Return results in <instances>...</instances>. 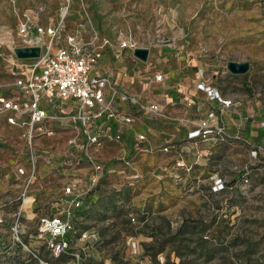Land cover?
I'll return each instance as SVG.
<instances>
[{"label": "rangeland", "instance_id": "rangeland-1", "mask_svg": "<svg viewBox=\"0 0 264 264\" xmlns=\"http://www.w3.org/2000/svg\"><path fill=\"white\" fill-rule=\"evenodd\" d=\"M62 3L61 36L77 29L116 46L105 53L114 82L115 59L136 63L132 47L119 45L128 40L147 49L141 66L194 58L190 67L199 64L222 94L264 98V0H0L7 43L0 51L10 52L21 11L40 4L38 21L47 23L59 17ZM228 59L246 60L248 67L230 72ZM166 137L149 136L150 149L137 141L121 149L108 138L87 148L103 169L76 224L96 229L100 257L111 264H264V155L252 156L248 143L233 138L198 145V156L185 138L162 151ZM84 144L66 124L27 147L0 117V264H39L38 257L59 264L37 235V216L53 207L68 177L83 184L89 170ZM176 160L189 168L175 169ZM131 238L136 255L129 251Z\"/></svg>", "mask_w": 264, "mask_h": 264}, {"label": "built area", "instance_id": "built-area-1", "mask_svg": "<svg viewBox=\"0 0 264 264\" xmlns=\"http://www.w3.org/2000/svg\"><path fill=\"white\" fill-rule=\"evenodd\" d=\"M58 9L59 17L47 23L38 21V15L43 11L40 4L34 5L32 10L20 12L14 38H11L10 52L0 53L6 73V78L0 79V117L18 129V136L27 147L32 145L37 136L51 132L55 126L66 124L71 125L85 140L82 149L89 170L83 175V184H80V177L74 176L60 184L53 207L37 216V235L49 256L59 261V264H111L106 263L108 258L103 260L100 257L96 229L76 224L77 209L83 208L82 202L87 191L97 183L103 169L102 163L91 156L87 148L99 146L103 138L121 139L119 128L113 131L100 128V119H110L115 124L132 120V115L116 109L115 96L135 104L143 111L156 112L159 105L155 101H144L137 94L118 91L106 71L96 72L94 68L97 60L112 43L107 37L96 33L85 38L77 29L61 36L67 4H60ZM4 40L0 32V46L3 48L7 44ZM16 45H38L39 51L36 56L17 57L13 52ZM119 45L131 46L132 54L133 49L138 47L128 40H122ZM196 72V86L205 92L210 108L205 117L200 118L185 133L195 156L200 154L196 149L198 142L205 141L208 147L213 141L223 138L248 143L252 156L264 155V142L250 143L239 133H227L220 123L208 121L209 117L216 115V111L222 112L223 107L228 105H238L239 100L222 96L206 79L202 68L197 67ZM161 77V71H157L152 73L151 78L160 81ZM75 136L70 140L73 143ZM146 139L143 132L134 135L138 143H144ZM169 146V143H163L160 150L167 151ZM146 147L151 148L149 145ZM175 165V169L189 168L183 160H176ZM214 182L221 184L219 178ZM12 228L16 232V224ZM129 251L131 255L137 254L133 238ZM38 261L39 264H47L46 259L38 257Z\"/></svg>", "mask_w": 264, "mask_h": 264}, {"label": "crops", "instance_id": "crops-1", "mask_svg": "<svg viewBox=\"0 0 264 264\" xmlns=\"http://www.w3.org/2000/svg\"><path fill=\"white\" fill-rule=\"evenodd\" d=\"M114 47L116 46L110 45L102 52L95 64L96 72L104 71L102 68L105 71L111 69L105 53ZM1 49H3L2 46ZM0 53H4V51L2 50ZM131 55L136 62L133 66L127 64L128 60L125 57L113 61L115 87L118 91L137 94L144 101H155L159 105V109L156 112L139 110L135 104L120 100L115 96L114 106L116 109L132 115V120L128 123L115 124L110 119H100L99 127L112 131L119 128L121 139L118 140V144L122 145L121 149L135 145L134 135L136 132L145 133L147 137L143 143L145 145L154 144L150 142L149 136L157 137L161 133L162 136H168L166 137L167 143L172 142L174 146H180L179 144L183 142L184 138L188 141L185 137L186 130L196 125L200 118L205 117L206 111L210 108L205 92L196 86L198 81L196 68H201V66L196 64L194 68L190 67V64H195V61L194 58L189 57L185 58L181 62L182 64L178 62L165 63L162 60L166 55L162 54V65L151 69L150 65H147L148 68L145 65L141 66L147 57V52L143 59L134 56L132 52ZM181 56L183 57V55ZM2 62L0 56V63ZM157 71H161L162 77L160 81H153L152 73ZM4 78H6V73H0V79ZM220 94L232 100H239V104L223 107L222 112L216 111V115L209 117L208 121L220 123L227 133H239L250 143L264 142V98H257L254 95L245 96V94L243 97L226 95L221 92ZM170 127H174V129ZM179 129V135H177ZM175 140L179 142L176 143ZM201 144L207 145L205 141H200L197 143V150L198 145ZM187 146L189 145L187 144ZM191 153L193 154V150Z\"/></svg>", "mask_w": 264, "mask_h": 264}, {"label": "water", "instance_id": "water-1", "mask_svg": "<svg viewBox=\"0 0 264 264\" xmlns=\"http://www.w3.org/2000/svg\"><path fill=\"white\" fill-rule=\"evenodd\" d=\"M38 45H16L13 47V52L17 57H32L38 54ZM147 49L145 47H135L133 54L143 59L145 58ZM226 68L233 73L244 72L248 67L246 60L228 59L225 63Z\"/></svg>", "mask_w": 264, "mask_h": 264}, {"label": "trees", "instance_id": "trees-1", "mask_svg": "<svg viewBox=\"0 0 264 264\" xmlns=\"http://www.w3.org/2000/svg\"><path fill=\"white\" fill-rule=\"evenodd\" d=\"M95 186V185H94ZM83 209H81V208H79V209H77V212H80V211H82Z\"/></svg>", "mask_w": 264, "mask_h": 264}]
</instances>
